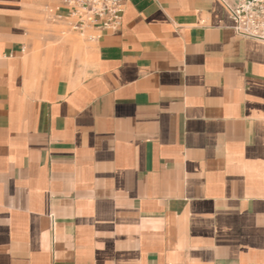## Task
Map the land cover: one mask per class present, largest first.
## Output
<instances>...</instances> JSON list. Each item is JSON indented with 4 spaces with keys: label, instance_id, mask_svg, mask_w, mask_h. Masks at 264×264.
<instances>
[{
    "label": "crops",
    "instance_id": "1",
    "mask_svg": "<svg viewBox=\"0 0 264 264\" xmlns=\"http://www.w3.org/2000/svg\"><path fill=\"white\" fill-rule=\"evenodd\" d=\"M236 1L125 0L90 39L60 0H0V264H264V42Z\"/></svg>",
    "mask_w": 264,
    "mask_h": 264
},
{
    "label": "built area",
    "instance_id": "2",
    "mask_svg": "<svg viewBox=\"0 0 264 264\" xmlns=\"http://www.w3.org/2000/svg\"><path fill=\"white\" fill-rule=\"evenodd\" d=\"M125 0H60L63 14L55 19L66 21L69 29L97 39L103 33L117 29ZM59 9V7H57ZM233 31L246 38L264 42V0H237L228 7Z\"/></svg>",
    "mask_w": 264,
    "mask_h": 264
}]
</instances>
